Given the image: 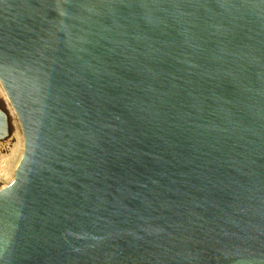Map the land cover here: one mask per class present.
Here are the masks:
<instances>
[{
    "label": "water",
    "instance_id": "water-1",
    "mask_svg": "<svg viewBox=\"0 0 264 264\" xmlns=\"http://www.w3.org/2000/svg\"><path fill=\"white\" fill-rule=\"evenodd\" d=\"M0 85V264H264V0H0Z\"/></svg>",
    "mask_w": 264,
    "mask_h": 264
},
{
    "label": "bare ground",
    "instance_id": "bare-ground-1",
    "mask_svg": "<svg viewBox=\"0 0 264 264\" xmlns=\"http://www.w3.org/2000/svg\"><path fill=\"white\" fill-rule=\"evenodd\" d=\"M0 103L6 113L7 116V123H8V128L10 131V134H12L17 140L18 144L16 147L15 152L13 155L7 159L6 161L0 163V178L8 172L21 158L22 154V133L21 129L19 126V123L17 121L16 115L12 110V107L10 103L8 102L2 87L0 85Z\"/></svg>",
    "mask_w": 264,
    "mask_h": 264
},
{
    "label": "rangeland",
    "instance_id": "rangeland-1",
    "mask_svg": "<svg viewBox=\"0 0 264 264\" xmlns=\"http://www.w3.org/2000/svg\"><path fill=\"white\" fill-rule=\"evenodd\" d=\"M18 140L9 134L7 138L0 141V163L9 159L16 150Z\"/></svg>",
    "mask_w": 264,
    "mask_h": 264
}]
</instances>
